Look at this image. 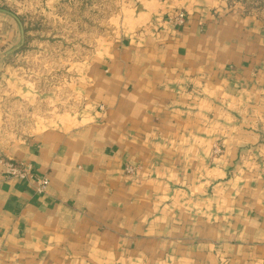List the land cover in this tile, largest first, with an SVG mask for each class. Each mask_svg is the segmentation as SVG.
Masks as SVG:
<instances>
[{
  "label": "crops",
  "instance_id": "obj_1",
  "mask_svg": "<svg viewBox=\"0 0 264 264\" xmlns=\"http://www.w3.org/2000/svg\"><path fill=\"white\" fill-rule=\"evenodd\" d=\"M241 1L109 0L75 103L21 137L0 123V154L50 179L38 194L0 165V264H264V18ZM88 2L0 0V109L56 107L11 61L51 34L37 12Z\"/></svg>",
  "mask_w": 264,
  "mask_h": 264
},
{
  "label": "rangeland",
  "instance_id": "obj_2",
  "mask_svg": "<svg viewBox=\"0 0 264 264\" xmlns=\"http://www.w3.org/2000/svg\"><path fill=\"white\" fill-rule=\"evenodd\" d=\"M242 1L246 12L264 18V0ZM112 11L113 5L109 0H105L103 3L88 2L84 6L74 4L70 9L61 7L52 15L49 11L37 12L34 15L33 20L37 23L35 26H31L29 23V30L33 31L32 27H36L45 33V36L48 32L51 34L45 40H40L45 42L41 48H39V40L35 39V42H30L28 47L19 50L20 54L14 55L11 61L14 67L12 74L20 86L28 84L34 86L35 89L36 85L38 92L43 94L51 92L59 100V103L55 104V108L52 105L50 108L48 102L42 100L31 105L26 100L22 101L24 107L18 103L9 105L7 103L8 106H2L0 123H3L2 136L4 138L21 137L20 135L26 133V129L32 127L36 122H42L48 111L56 109L55 112L59 114L75 103V92L71 89L70 83L78 79L79 72L71 68L70 64L76 63L81 56L85 57L82 55V50H88L89 57L92 56L91 49L95 43L96 31L99 32L103 29L108 34V31L112 30L108 24ZM32 16H29L31 20ZM54 35L57 36L53 37ZM38 50L41 53H38ZM50 50L54 52L52 55L48 53ZM4 88L6 85L0 87L2 90ZM8 89L16 90L17 86L12 85ZM17 92L22 95H19L20 97H26L22 94V90ZM15 94L17 95V93ZM62 102H67V104L64 106L61 104Z\"/></svg>",
  "mask_w": 264,
  "mask_h": 264
},
{
  "label": "built area",
  "instance_id": "obj_3",
  "mask_svg": "<svg viewBox=\"0 0 264 264\" xmlns=\"http://www.w3.org/2000/svg\"><path fill=\"white\" fill-rule=\"evenodd\" d=\"M185 22V13L183 11H176L170 18L169 23L172 26H182ZM216 152H221L220 146L215 147ZM0 165L4 167L5 177L12 179H20L34 183L35 191L38 194H44L47 192L50 179L48 176H37L33 172V166L31 164H20L14 160L5 157L0 154ZM128 172H134V168L128 167Z\"/></svg>",
  "mask_w": 264,
  "mask_h": 264
}]
</instances>
